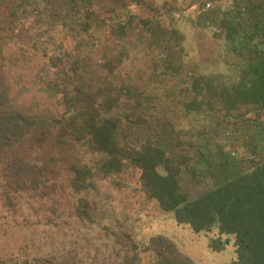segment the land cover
<instances>
[{
    "label": "rangeland",
    "instance_id": "374dc122",
    "mask_svg": "<svg viewBox=\"0 0 264 264\" xmlns=\"http://www.w3.org/2000/svg\"><path fill=\"white\" fill-rule=\"evenodd\" d=\"M205 3L210 7L202 10ZM263 58L264 0H0V89L26 115L50 118L47 132L60 127L62 117L71 121L82 100H108L116 103L107 116L123 117L125 147L134 132L135 146L142 144L149 132L144 120L167 121L185 138L207 130L215 145L237 156L238 166L250 168L249 158L264 159V111L250 104L226 111L207 86L233 94L241 80L246 87L255 78ZM197 78L204 80L202 90L193 89ZM197 92L196 102L212 101L215 109L189 108ZM74 141L77 158L99 157L87 139ZM92 183L86 195L93 206L89 225L72 216L48 221L49 203L30 206L22 195L19 204L8 205L0 188V258L55 262L70 256L76 264H121L129 248L124 235L145 246L157 235L192 264L234 259L231 238L214 252L208 247L212 234L194 233L162 211L142 189L138 169ZM25 215L28 220H21Z\"/></svg>",
    "mask_w": 264,
    "mask_h": 264
},
{
    "label": "trees",
    "instance_id": "16d2710c",
    "mask_svg": "<svg viewBox=\"0 0 264 264\" xmlns=\"http://www.w3.org/2000/svg\"><path fill=\"white\" fill-rule=\"evenodd\" d=\"M223 30L232 36L228 27ZM172 31L176 36L177 32ZM253 73L255 78L246 87L241 80L232 89L233 94L228 90L220 94L212 86H207V92L219 98V105L226 111L247 104L264 111V58ZM202 81L197 78L193 89L202 90ZM200 92L193 96L189 108L194 104L198 106L194 111L202 106L215 109L212 101H202L201 105L196 102ZM3 93L0 89V188L8 205L19 204L22 195L24 203L30 206L36 201L49 203L48 221L72 216L77 223L89 225L93 206L86 195L93 187L92 180L120 174L130 167L140 171L144 192L162 211L172 213L177 224L188 226L194 233L212 234L208 243L212 251L223 250L231 238L234 244L231 264H264L263 158H249L250 168L245 169L238 166L237 156H231L225 146L215 145L212 137H207L211 135L207 130L206 134L200 131L185 138L167 121L158 125L144 120L149 132L143 136L142 144L135 146L134 132V140L125 147L128 133L126 136L121 130L123 117L107 116L116 103H107L108 100L103 103L82 100L83 108L74 111V117H69L71 121L62 117L61 126L47 132L44 126L52 125L50 118L26 115L22 104L5 100ZM76 122L75 135L71 134L77 140L87 139L91 152L99 155L95 160L77 158L79 147L67 132ZM225 135L229 136L227 132ZM57 190L64 194L58 196ZM12 192L15 194L11 195ZM69 209H73L71 214H67ZM29 215L21 220H28ZM127 237L124 235L129 248L124 251L121 264H192L188 256L163 236L149 238L146 246ZM13 258H0V264H76L70 256L55 262L47 257L21 258V261Z\"/></svg>",
    "mask_w": 264,
    "mask_h": 264
},
{
    "label": "built area",
    "instance_id": "2783aa9c",
    "mask_svg": "<svg viewBox=\"0 0 264 264\" xmlns=\"http://www.w3.org/2000/svg\"><path fill=\"white\" fill-rule=\"evenodd\" d=\"M209 7H210V4L209 3H205V4H203V6H202V10H207V9H209ZM215 31L217 32V33H220V31L221 30H219V29H215Z\"/></svg>",
    "mask_w": 264,
    "mask_h": 264
},
{
    "label": "crops",
    "instance_id": "0c3cea01",
    "mask_svg": "<svg viewBox=\"0 0 264 264\" xmlns=\"http://www.w3.org/2000/svg\"><path fill=\"white\" fill-rule=\"evenodd\" d=\"M260 6V5H259ZM261 7V6H260Z\"/></svg>",
    "mask_w": 264,
    "mask_h": 264
}]
</instances>
